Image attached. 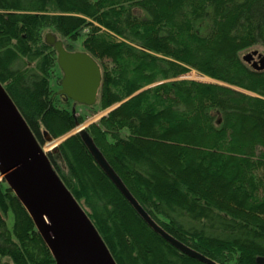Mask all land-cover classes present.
I'll return each instance as SVG.
<instances>
[{"label":"trees","instance_id":"16d2710c","mask_svg":"<svg viewBox=\"0 0 264 264\" xmlns=\"http://www.w3.org/2000/svg\"><path fill=\"white\" fill-rule=\"evenodd\" d=\"M100 65L85 130L148 215L215 264L264 256V0H0V84L43 145L83 124L58 106L46 30ZM87 30L86 33H83ZM190 70L216 83L179 79ZM62 103L65 99L60 96ZM116 264H205L156 233L76 133L47 153ZM2 179L0 264H57Z\"/></svg>","mask_w":264,"mask_h":264},{"label":"water","instance_id":"95a60500","mask_svg":"<svg viewBox=\"0 0 264 264\" xmlns=\"http://www.w3.org/2000/svg\"><path fill=\"white\" fill-rule=\"evenodd\" d=\"M44 41L57 54L62 72L59 94L74 104L93 106L101 85V68L86 51H69L57 34L47 32ZM257 57V59H255ZM242 59L256 70L264 68L258 51ZM118 105L112 107L109 112ZM73 109V113H74ZM101 170L132 205L141 218L163 239L183 254L205 264H215L200 252L165 232L140 206L89 138L83 125L76 127ZM70 136V135H69ZM66 137L63 138L65 140ZM52 146L59 144L47 141ZM24 205L57 264H116L86 213L52 168L47 153L37 142L21 113L0 84V175ZM264 264V256L256 258Z\"/></svg>","mask_w":264,"mask_h":264},{"label":"rangeland","instance_id":"374dc122","mask_svg":"<svg viewBox=\"0 0 264 264\" xmlns=\"http://www.w3.org/2000/svg\"><path fill=\"white\" fill-rule=\"evenodd\" d=\"M47 32H52V30H46L45 33ZM87 30H84L83 33H86ZM53 33V32H52ZM58 37V36H57ZM59 39V37H58ZM81 39H79L78 41L76 42H70V41H66L65 42L71 46V51H83V48H82V45H81ZM258 51L259 53L262 54V56H264V49H262L261 47H258L256 49H253V50H250L248 52H245L242 54V57L247 54V53H250L252 51ZM55 76L50 80V87H51V90H52V94L54 96H56L58 99V106L61 107V108H65L66 110L68 111H73V109L75 110L74 112L79 115V116H83L85 121L83 124L84 127H88L89 125L91 124H94V123H97L98 120L105 116L107 113H109V110L112 108H109L107 110H99V108L96 106V104H94L93 106H84V105H79V104H74L73 101L69 100V99H65V103H62L61 99H60V94H59V91L61 90V87H60V80L62 78V72L61 70L58 68H56L55 70ZM179 79H186V80H196V81H200V82H207V83H216L215 80L209 78V77H206L200 73H198L197 71L195 70H190L188 71L187 73H185L184 75H182ZM116 106V105H114ZM113 106V107H114ZM77 128H75L74 130L56 138V139H53V141H55L54 144H60L62 143L63 141H65L67 138H69L70 136L76 134L75 131H76ZM70 135V136H69ZM66 137L65 140H63V138ZM42 146V149L44 150V152L46 153H49L51 151L50 148L52 146H49L48 145V142H45ZM2 174L0 176V182L2 181ZM8 187H9V184L8 182L5 180L4 182Z\"/></svg>","mask_w":264,"mask_h":264},{"label":"flooded vegetation","instance_id":"af4514ba","mask_svg":"<svg viewBox=\"0 0 264 264\" xmlns=\"http://www.w3.org/2000/svg\"><path fill=\"white\" fill-rule=\"evenodd\" d=\"M255 59H257V57H255Z\"/></svg>","mask_w":264,"mask_h":264},{"label":"bare ground","instance_id":"6f19581e","mask_svg":"<svg viewBox=\"0 0 264 264\" xmlns=\"http://www.w3.org/2000/svg\"><path fill=\"white\" fill-rule=\"evenodd\" d=\"M1 176V175H0Z\"/></svg>","mask_w":264,"mask_h":264}]
</instances>
